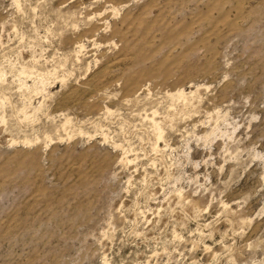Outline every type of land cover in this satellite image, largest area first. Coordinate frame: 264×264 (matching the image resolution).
I'll return each instance as SVG.
<instances>
[{"label": "rangeland", "instance_id": "rangeland-1", "mask_svg": "<svg viewBox=\"0 0 264 264\" xmlns=\"http://www.w3.org/2000/svg\"><path fill=\"white\" fill-rule=\"evenodd\" d=\"M0 264H264V0H0Z\"/></svg>", "mask_w": 264, "mask_h": 264}, {"label": "bare ground", "instance_id": "bare-ground-1", "mask_svg": "<svg viewBox=\"0 0 264 264\" xmlns=\"http://www.w3.org/2000/svg\"><path fill=\"white\" fill-rule=\"evenodd\" d=\"M82 47H83V44H80L79 48H82ZM179 96H181V97L184 96L183 90L179 91ZM153 115L154 116L151 118V121L153 122V124L155 126L156 135H157V138L159 140V138H161V136H162V131H161L160 127L158 126L156 120H155V111L153 112ZM121 160L124 161V163L125 162L127 163V162L131 161L128 156H124L123 158H121Z\"/></svg>", "mask_w": 264, "mask_h": 264}]
</instances>
